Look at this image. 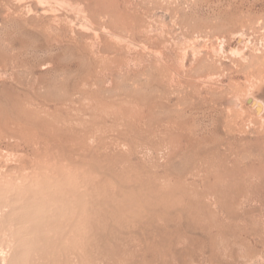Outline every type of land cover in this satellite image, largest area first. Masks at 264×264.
I'll return each instance as SVG.
<instances>
[{
    "label": "rangeland",
    "instance_id": "374dc122",
    "mask_svg": "<svg viewBox=\"0 0 264 264\" xmlns=\"http://www.w3.org/2000/svg\"><path fill=\"white\" fill-rule=\"evenodd\" d=\"M48 1L0 0V264H264V0Z\"/></svg>",
    "mask_w": 264,
    "mask_h": 264
},
{
    "label": "bare ground",
    "instance_id": "6f19581e",
    "mask_svg": "<svg viewBox=\"0 0 264 264\" xmlns=\"http://www.w3.org/2000/svg\"><path fill=\"white\" fill-rule=\"evenodd\" d=\"M20 1V0H19ZM37 1V4L39 3V4H44V5H46V3L47 2H49L48 0H36ZM55 3L54 4H57L56 3V1H54ZM23 3H25L24 1H23ZM61 3V6H63V7H65L64 5H68L69 7H71V3H69V1L67 2V1H64V0H62V2L61 1H59V4ZM63 3V4H62ZM48 4H50V3H48ZM75 5V4H74ZM19 6V5H18ZM60 6V7H61ZM78 6V5H77ZM9 7V6H8ZM50 7V6H49ZM55 7V6H54ZM59 7V6H58ZM59 7V8H60ZM67 7V6H66ZM69 7H67V9H69ZM24 8H26V7H24ZM53 8V7H52ZM62 8V7H61ZM11 9H13V7L11 8ZM49 9H51V7L49 8ZM79 9H82V8H79ZM52 10V9H51ZM54 10V9H53ZM51 12V11H50ZM53 12V11H52ZM51 12V13H52ZM74 12V11H73ZM57 13V11L54 13V14H56ZM53 16V15H52ZM83 18V17H82ZM86 18V17H85ZM88 20V19H87ZM83 21V20H82ZM65 23V22H64ZM71 25V24H70ZM92 27V26H91ZM80 29H82V28H80ZM82 30H84V29H82ZM88 31H89V29H88ZM104 31V30H103ZM106 31V30H105ZM95 32V31H94ZM96 35V34H95ZM241 46H242V41H241V39H238L237 40V43L235 44V46H234V49L235 50H239L240 48H241ZM233 52H235V51H233ZM157 54V53H156ZM244 101H245V103L247 104V105H250L251 107H255L256 109H258V110H261L260 109V105L257 103V102H255L254 100H252L250 97H246L245 99H244ZM254 108V109H255ZM263 110V109H262ZM261 112V111H260ZM262 113V112H261ZM3 232V231H2ZM2 250V249H1ZM2 259H3V257H1ZM1 259V261H3ZM3 263V262H2Z\"/></svg>",
    "mask_w": 264,
    "mask_h": 264
}]
</instances>
